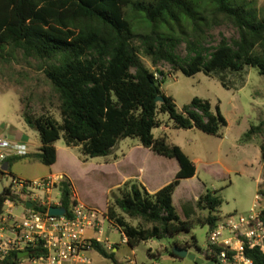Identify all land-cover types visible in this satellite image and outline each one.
<instances>
[{"label":"trees","instance_id":"trees-1","mask_svg":"<svg viewBox=\"0 0 264 264\" xmlns=\"http://www.w3.org/2000/svg\"><path fill=\"white\" fill-rule=\"evenodd\" d=\"M224 24L233 25L239 39L232 44L224 39L208 52L204 47L207 35ZM182 42L187 45L186 59L177 54ZM18 52L43 64L61 116L59 121L50 113L36 115L24 108L21 117L38 133L42 146L39 152L18 158L52 167L58 159L55 144L63 138L67 147L81 149L85 161L113 155L126 139L176 160L178 173L158 192L150 193L129 180L108 204L109 221L132 250L142 242L172 239L189 234L194 225L212 227L222 220L219 191H206L196 203L208 216L180 217L174 194L183 180L195 177L196 166L181 147L169 143L167 136L156 138L154 131L172 125L177 130L222 137L228 122L219 106L214 109L209 100L199 97L179 109L143 57L153 67L166 62L187 77L200 72L212 76L219 70L239 72L247 66L264 76V15L258 17L257 9L249 8L246 0H0V64L16 58ZM158 97L164 101L159 103ZM263 131L264 121L253 125L242 142H250ZM260 148L264 163V142ZM18 158L6 161L9 170H0V181L11 175V163ZM60 190L62 205L70 211L74 203L71 183L61 182ZM10 197L24 203L6 188L0 195V216ZM129 219L139 223L132 225ZM91 242L95 251L115 261L114 252L97 240ZM193 246L197 247L195 238ZM148 255L154 257L151 251ZM245 255L252 264H264L260 248L246 249ZM19 261L14 253L3 264Z\"/></svg>","mask_w":264,"mask_h":264},{"label":"rangeland","instance_id":"rangeland-1","mask_svg":"<svg viewBox=\"0 0 264 264\" xmlns=\"http://www.w3.org/2000/svg\"><path fill=\"white\" fill-rule=\"evenodd\" d=\"M246 1L249 8L257 9L258 17L264 15V0ZM224 39L232 44L239 39V31L231 24L217 27L207 35L204 47L210 52ZM177 54L182 59L188 57L187 45L184 42L179 45ZM15 56L16 58H11L6 64H0V132L8 124L17 125L24 108L36 115L50 113L61 121L58 100L46 81L43 64L34 59H26L21 52ZM143 60L158 80L163 82L162 90L174 98L179 109L199 97L209 100L214 109L219 106L229 123V128L223 131L222 137L209 136L199 130H180L179 136L173 130L168 133L169 143L179 145L187 156L200 157L204 161H221L239 172L224 176L220 165L206 167L197 162L198 176L183 181L174 194V205L179 215L186 217V213L190 220L198 216H208V212L197 209L195 202L199 194L206 191H219L223 199L221 216L249 211L260 190L256 183L259 167L254 163L257 149L252 145L245 153L237 149L235 144L238 141L245 144L242 142L244 135L253 125L264 121V76L257 68L247 66L239 72L219 70L212 76L200 72L187 77L181 72L176 73L166 62L153 67L147 58L143 57ZM163 119L168 120V116H163ZM26 132L39 140L35 130L27 127ZM154 134L156 138L163 135L159 129H156ZM255 137L261 145L264 142V131ZM55 147L58 148L59 157L52 170L36 160L14 159L11 163V175L2 180L4 187H9L11 178L36 181L47 177L51 171L56 174L64 173L71 178L72 193H76L80 202L107 212L108 204L117 193V190L110 192L112 187L126 175L138 171L139 166L146 169L154 167L157 162L151 160L152 156L159 158L134 139L120 141L115 149L120 157H123L124 153L128 154V159L120 164V167H125L123 170L117 165H106L107 159L113 156L85 161L81 149L67 147L63 138ZM162 160L167 164L166 170L155 182L171 183L178 171V163L176 160ZM240 160L242 162H239ZM251 163H254V167ZM132 164L135 165L134 169ZM240 171L251 172L253 175H243ZM21 210L22 208L17 213ZM129 222L132 225L139 223L131 219ZM209 233V225H194L189 234H181L172 239L142 242L132 250L127 245L123 233L111 222L105 221L102 235L89 229L86 238L100 239L104 244L118 249L114 252L115 261L92 250L89 253L92 264H128L130 260L136 264H196L189 258H173L170 251L174 245H188L191 246L190 252L202 257L208 249ZM194 238L197 240V247L193 246ZM149 251L152 252L153 258L148 255Z\"/></svg>","mask_w":264,"mask_h":264},{"label":"built area","instance_id":"built-area-1","mask_svg":"<svg viewBox=\"0 0 264 264\" xmlns=\"http://www.w3.org/2000/svg\"><path fill=\"white\" fill-rule=\"evenodd\" d=\"M28 154L25 144L0 138V170L8 159ZM66 180L70 182L61 175L36 181L11 178L10 196L21 197L26 207L25 213L16 217L11 210L15 203L11 197L5 204L0 216V264L22 252H28V256H18V264H92L89 253L94 249L86 233L91 229L102 235L103 224L109 218L107 212L86 206L75 195L66 215L51 216L52 207H64L60 185ZM29 202L33 203L32 208L27 206ZM93 240L103 244L100 239ZM105 248L112 251L114 247L105 244ZM256 248L264 251V190L257 193L248 212L222 216L210 227L208 249L202 258L216 264H252L245 251ZM129 263L136 264L133 260Z\"/></svg>","mask_w":264,"mask_h":264},{"label":"crops","instance_id":"crops-1","mask_svg":"<svg viewBox=\"0 0 264 264\" xmlns=\"http://www.w3.org/2000/svg\"><path fill=\"white\" fill-rule=\"evenodd\" d=\"M20 117H21V115H20ZM27 127L28 126L26 125V123L24 122L23 118L21 117V119L19 120L17 125L8 124L7 126H5V128L0 132V138H7L8 140H10L12 142L25 144L27 146L28 150H29V154L37 153V152H39V150H40V148L42 146L40 138L38 140L37 138H33L31 136V134H27V132H26ZM228 128H229V123H228L227 128H225V129H228ZM171 130L176 131L175 134H177L179 136L180 130L174 129L172 127V125H169V126L165 125V126H163V127H161L159 129V131L163 134L162 136H167L168 140H169L168 133ZM222 136H223V132H222ZM173 145H175V144H173ZM235 145H236L237 149H240V151H243L245 153L248 151L250 146L255 145V148L257 149V153L255 155L254 163H255L256 166L259 167V172L257 174L256 183H257V186H258V190L259 189L260 190H264V163L262 161L261 148H260V144L257 142V138L254 137L253 140H251L250 142L245 143V144H241L238 141V143L236 142ZM177 146H179V145H177ZM56 149H57V154H58V148L56 147ZM148 150H150V149H148ZM259 150H260V152H259ZM115 151L116 150H114L113 155H111V156H113V158H108L107 159L106 165H117V166H119L120 169L123 170V169H125V167H120V164H121L122 161H126L128 159V154L124 153L123 157H120L118 154H116ZM154 155H156V154L154 153ZM111 156H109V157H111ZM156 156H158V155H156ZM58 157H59V155H58ZM158 157L159 158H157L155 156H152V158H151V160H155L157 162V164L154 167H149V169H146V168H144L142 166H139V170L138 171L133 172L130 175H126L124 177V179H122V181L118 182L116 186L112 187V190L110 189L111 190L110 192L112 193L113 190H118V188H120L125 182H127L129 180H134V181H137L138 183L142 184L150 193H156L160 189H162L163 187L168 185L169 183L157 184L155 182L165 172L166 165H167L166 162H164L162 160V159H166V158H163V157H160V156H158ZM15 158H18V157H15ZM191 159H192V161L194 162V164L196 166V175H195V177L198 176L197 162L203 164L206 167H211V166H214L215 164L220 165V167L222 168V171L224 173V176H229L230 174H232L234 172H236V173L238 172L237 169H235L234 167H230V166L224 164L221 161H204L200 157H195V158H191ZM239 162H242V160H240ZM254 163L253 164L251 163V165L253 167H254ZM131 166L134 169L135 165L132 164ZM53 167H51V170L53 169ZM178 171H179V165H178ZM178 171L176 172V174L178 173ZM240 174L248 175V176H252L253 175V173H251V172L249 173L247 171H240ZM51 175L65 176L67 179L70 180L71 184L73 185V182H72L71 178L68 175L64 174V173L56 174V173H53L51 171L50 175H48L47 177H49ZM195 177H193V178H195ZM44 178H46V177H44ZM193 178H191V179H193ZM186 180H190V179H186ZM183 181H185V180H183ZM201 194L202 193H200L199 196L197 197V199L195 200L196 203H197L199 197L201 196ZM74 195L76 196V193H74ZM25 207H26V205L24 203H14L11 210H12V213L16 217H21L25 213ZM20 208H22V210L17 213V211ZM185 216L186 217H183V216L182 217L180 216V217L183 220H187L188 216H187L186 213H185ZM88 240H93V239H88ZM103 245L105 246L104 243H103ZM117 251H118V249L115 248V247L112 250V252H117ZM171 257H173V256H171ZM173 258H176V257H173ZM128 264H131V263H128Z\"/></svg>","mask_w":264,"mask_h":264},{"label":"water","instance_id":"water-1","mask_svg":"<svg viewBox=\"0 0 264 264\" xmlns=\"http://www.w3.org/2000/svg\"><path fill=\"white\" fill-rule=\"evenodd\" d=\"M157 101L159 103H162L164 101V99H163V97H158L157 98ZM1 170L3 172H8V170H9V163L8 162H5L2 165ZM5 192H6V188L4 187L3 182L0 181V195L5 194ZM27 206L29 208H32L34 205H33V203H30L29 202L27 204ZM66 213H67V210L64 207H52L49 210V214L51 216H64V215H66ZM172 254H173V257H176V258H181V259H183V258H189L190 260H192L196 264H216L215 261H207V260H205L202 257H198L196 253L190 252L189 249L180 247L178 245H174L172 247ZM18 256H19V258L26 257V256H28V252H22V253L18 254Z\"/></svg>","mask_w":264,"mask_h":264}]
</instances>
